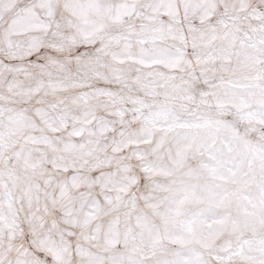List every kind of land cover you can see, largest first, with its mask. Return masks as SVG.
<instances>
[{
    "label": "snow or ice",
    "instance_id": "6c2138e0",
    "mask_svg": "<svg viewBox=\"0 0 264 264\" xmlns=\"http://www.w3.org/2000/svg\"><path fill=\"white\" fill-rule=\"evenodd\" d=\"M0 264H264V0H0Z\"/></svg>",
    "mask_w": 264,
    "mask_h": 264
}]
</instances>
